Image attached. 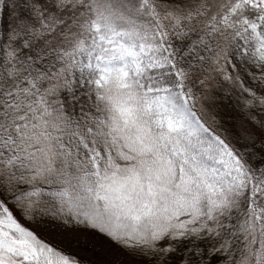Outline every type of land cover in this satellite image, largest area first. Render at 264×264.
Listing matches in <instances>:
<instances>
[{"label":"snow or ice","instance_id":"6c2138e0","mask_svg":"<svg viewBox=\"0 0 264 264\" xmlns=\"http://www.w3.org/2000/svg\"><path fill=\"white\" fill-rule=\"evenodd\" d=\"M0 264H264V0H0Z\"/></svg>","mask_w":264,"mask_h":264}]
</instances>
